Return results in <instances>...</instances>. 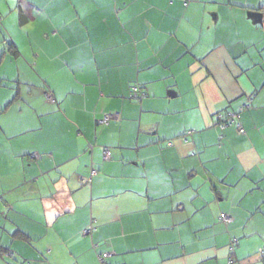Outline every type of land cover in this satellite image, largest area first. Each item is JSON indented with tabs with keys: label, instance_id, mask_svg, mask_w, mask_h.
<instances>
[{
	"label": "crops",
	"instance_id": "obj_1",
	"mask_svg": "<svg viewBox=\"0 0 264 264\" xmlns=\"http://www.w3.org/2000/svg\"><path fill=\"white\" fill-rule=\"evenodd\" d=\"M129 2L2 0L9 18L31 12L52 29V51L60 53L65 67L77 69L69 79L88 85L82 98L88 113L83 117L87 127L66 126L57 104L49 102L53 91L63 94V86L44 87L25 64L15 79L10 75L7 87L0 86V264H98L105 253L103 244L93 251L98 237L110 238L115 249L105 264L141 257L158 264H264L259 254L264 240L256 234L247 239V232H264V164L259 163L264 66L257 63L264 57V4L215 0L202 7L203 0L186 5L137 0L123 12L116 8ZM117 12L139 15L133 22L136 37L143 36V18L152 20L158 32L151 45L163 41L159 50L141 41L134 52ZM156 76L159 80L152 79ZM240 77L247 81L244 90L225 111L222 90L242 83ZM133 84L145 93L140 101L129 99ZM217 97L221 102H214ZM243 103L250 106L237 121L246 136L234 124L222 126ZM117 109L126 131L119 136L123 143L101 144V139H117L112 122L96 128L89 121L93 113L101 118ZM145 115L171 134L157 137L162 145L186 133L211 145L223 129L226 149L206 147L208 155L220 154L207 168L196 154L178 159L175 150L167 149L160 156L151 130L140 126ZM206 120L212 121L209 131L199 129ZM80 132L96 134L91 151L73 139ZM104 148L111 151L108 160ZM225 150L231 159L223 156ZM150 164L154 182L144 179ZM210 173L204 188L192 187ZM222 213L230 221L220 220ZM87 225H95V231L85 232ZM241 230L245 238L234 247ZM154 241L158 252L137 247Z\"/></svg>",
	"mask_w": 264,
	"mask_h": 264
},
{
	"label": "snow or ice",
	"instance_id": "obj_2",
	"mask_svg": "<svg viewBox=\"0 0 264 264\" xmlns=\"http://www.w3.org/2000/svg\"><path fill=\"white\" fill-rule=\"evenodd\" d=\"M135 2H137V0H131L129 3L117 4L116 8H119L120 12H123L125 9L131 8ZM256 2L264 4V0H256ZM207 3H215V0H203L202 7H205ZM116 15L119 17L122 30L127 32L131 40L134 52L137 50L141 41L146 45H151V41L157 39L158 26L148 17H144L142 21L143 36L136 37L133 32V27H135L133 22L140 18L139 15L137 13H132L130 15L121 16L119 12H117ZM9 17V8L4 6L2 0H0V86L7 87L10 75L15 79L20 71V64H25L38 78H40L41 84L44 87H50V89L55 90L63 86V94L57 96L56 92L53 91L52 98L49 101L50 103H56L57 109L63 113L62 122L69 127L74 125L76 129L87 127L83 117L88 113V106L82 98L86 95L84 89L88 85L85 84L83 87H80L77 81L69 79L71 76H75L77 69L71 64H68L65 67L60 53L52 51V45L49 38L50 36H54L55 33H53L52 29L46 26L41 20H37L36 16L32 15L31 12L25 14L23 17L15 15H11V18ZM200 23H203L202 19ZM130 25H132V27H130ZM208 31H211L210 27L208 28ZM164 40H167V34H165ZM162 44L163 41H160L158 44L151 46L154 50H159ZM261 48L264 49V44L261 45ZM17 60H19L20 63H17ZM257 63L260 66H264V57H262ZM248 67H251V65ZM152 79L159 80V77H152ZM240 80L242 83L235 84L231 89L222 90L224 95L221 106L224 107L225 111L229 110L227 107L229 101L234 97H239L244 90V85L247 81H245L243 77H240ZM248 90L250 91L251 89L249 88ZM69 97H77V99L69 101L66 105L65 101H68ZM214 102H221L220 98L217 97ZM47 111L55 114L56 110L47 108ZM137 112L140 113L141 109L138 108ZM89 122L93 123L96 128H101L112 122V134H115L117 139H101V144H111L115 146L123 143V141L119 139V136L122 132H125L126 134V131L122 130L120 127L123 123V119L121 118L118 109L112 110L102 118L95 117L93 113ZM138 123L140 122L138 121ZM229 123L239 124L240 122L230 119ZM211 125L212 121L206 120L200 123L199 129L209 131L211 130ZM140 126L141 128H148L151 130L148 135L156 140V151L160 156H163L167 149L175 150L178 159H183L185 156L196 154L203 158L200 161L201 166L207 168L208 165L213 164L215 160L220 158V154L208 155L205 148L211 146L226 149V145L223 141L227 139V136L222 135L223 129L216 134L219 139L212 142L211 145L207 142L200 143L197 139H190V137H193V133H186L182 137H175L170 139L167 145H162L160 141L157 140V137L168 136L171 134L160 131V124L156 120H150L147 115H145ZM189 126L194 127V125L191 124H189ZM105 130L107 131V129ZM178 132L184 133L183 127L178 128ZM243 135L246 136L247 132H244ZM78 136V139L75 136L73 139L78 143L80 148L84 151H91L96 134L93 133V136H85L83 132H80ZM142 143L146 144L147 141H142ZM249 147L251 148L252 145H249ZM252 154L259 155L258 153ZM107 155L111 156V151H109ZM223 156L228 159L232 158L227 150H225ZM259 163L264 164V156H260ZM176 167H179V165H176ZM229 167L232 166L230 165ZM148 171L149 174L144 177L145 181L154 182L151 180V172L153 171L151 164L149 165ZM262 172H264V169H262ZM209 179H211V173L204 180H196L192 184V187L196 188L197 185H199L200 188H204ZM249 187H251V185H249ZM244 194L245 190L241 189V195ZM195 195L196 192H193L192 196ZM237 199H239V197H237ZM261 200L264 201V197H261ZM261 214L264 215V213ZM251 215H255V213H252ZM86 227H89L92 231H95L96 229L95 225H87ZM157 230H159V226ZM123 232L124 229L121 228V233ZM254 234L259 235L260 239L264 240V232H247V239H251ZM239 236L240 239L236 241L234 247L241 246L242 240L245 238V231L241 230ZM102 244L105 245L103 251L106 253V256L99 257L98 264H105V260L115 254V249L112 247L111 240L107 237H98L93 247V251L100 250ZM137 247L152 249L158 252V244L155 241L150 245H137ZM260 247L264 248V244H261ZM243 255L247 256L248 253L245 252ZM240 258L242 259L243 257ZM129 264H158V262H149L141 257L140 261L132 259L129 261Z\"/></svg>",
	"mask_w": 264,
	"mask_h": 264
},
{
	"label": "built area",
	"instance_id": "obj_3",
	"mask_svg": "<svg viewBox=\"0 0 264 264\" xmlns=\"http://www.w3.org/2000/svg\"><path fill=\"white\" fill-rule=\"evenodd\" d=\"M180 1H182L186 5L188 0H180ZM144 97H145V93L142 91V89L139 87V85L133 84L131 86V88H130L129 98L131 100H133V101H140ZM249 106H250V103H245L244 105H240L239 111L245 110V109L249 108ZM105 115L106 114H104L103 116H105ZM238 115H239L238 113H234V112L229 113L227 115V117L225 118V120L223 121L222 126L224 124H226L227 122H229L230 119L235 120L238 117ZM237 129H238L239 133H243L244 132L243 128L239 124H237ZM108 152H109V150L107 148H104L103 149V158L105 160H108L110 158V156L107 155ZM219 219L222 220V221H224V222H228V221H230L231 218L228 215H226V214H221L220 217H219ZM89 230H90V228L88 230H86L85 232H87ZM235 242H234V244H235ZM11 254H12L11 252H7L6 253V256L7 257H10ZM259 254L264 257V248H262V249L259 250ZM101 256L102 257L103 256H106V253H103Z\"/></svg>",
	"mask_w": 264,
	"mask_h": 264
},
{
	"label": "trees",
	"instance_id": "obj_4",
	"mask_svg": "<svg viewBox=\"0 0 264 264\" xmlns=\"http://www.w3.org/2000/svg\"><path fill=\"white\" fill-rule=\"evenodd\" d=\"M141 88V87H140ZM46 97H47V94H46ZM130 99V98H129ZM245 103H243L242 105H244ZM240 107V106H239ZM248 109V108H247ZM241 111H235L234 113H240ZM239 116V115H238ZM236 121H237V118L235 119ZM227 124H230L229 122H227L226 124H224V125H227ZM235 125V127H236V130H237V132L239 133V131H238V129H237V124H234ZM239 125H240V123H239ZM241 126V125H240ZM222 214H224V213H222Z\"/></svg>",
	"mask_w": 264,
	"mask_h": 264
},
{
	"label": "water",
	"instance_id": "obj_5",
	"mask_svg": "<svg viewBox=\"0 0 264 264\" xmlns=\"http://www.w3.org/2000/svg\"><path fill=\"white\" fill-rule=\"evenodd\" d=\"M260 16H262L261 14H259ZM263 23H264V20H263Z\"/></svg>",
	"mask_w": 264,
	"mask_h": 264
}]
</instances>
